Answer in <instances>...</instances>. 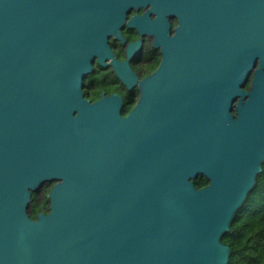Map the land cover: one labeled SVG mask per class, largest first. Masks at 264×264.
<instances>
[{
	"label": "water",
	"instance_id": "95a60500",
	"mask_svg": "<svg viewBox=\"0 0 264 264\" xmlns=\"http://www.w3.org/2000/svg\"><path fill=\"white\" fill-rule=\"evenodd\" d=\"M147 4L125 23L153 34L157 67L124 114L117 93L89 101L93 56L133 85L107 37ZM263 157L264 0H0V264H225Z\"/></svg>",
	"mask_w": 264,
	"mask_h": 264
},
{
	"label": "trees",
	"instance_id": "16d2710c",
	"mask_svg": "<svg viewBox=\"0 0 264 264\" xmlns=\"http://www.w3.org/2000/svg\"><path fill=\"white\" fill-rule=\"evenodd\" d=\"M248 82L249 78L244 83L245 88ZM100 88L105 91L112 89L108 81L101 80L89 93L84 89V94L93 98ZM127 98L121 105V113H125L131 106L130 96ZM192 181L195 187H199L205 183V178L199 174ZM52 182H47L40 197L36 195L39 187L31 190L27 203L30 217H34L36 212L47 211L46 193ZM228 227L229 230L219 235V239L230 247L225 264H264V157L260 162V170L255 173L253 184L233 211Z\"/></svg>",
	"mask_w": 264,
	"mask_h": 264
},
{
	"label": "flooded vegetation",
	"instance_id": "af4514ba",
	"mask_svg": "<svg viewBox=\"0 0 264 264\" xmlns=\"http://www.w3.org/2000/svg\"><path fill=\"white\" fill-rule=\"evenodd\" d=\"M147 8H148V4L145 6H138L136 9L131 8L128 11H126L123 22L121 26L118 27L119 34L121 37H123L122 42L119 41V38L114 37L113 34H110L107 37V45L109 46V49L113 57L117 61H122L126 59V64L129 70H131L134 76L136 77L133 85L127 88L121 82V80L115 73L110 63H105L104 65H101L100 63L97 62L96 56H93L91 60V70L82 77V87H81L83 96L87 98L89 101L97 99L100 95L99 94L100 91L102 90V94H107L109 92L117 93L118 95L121 96L122 103L124 100H126L127 97L130 96L131 106L127 109V111L134 105L139 94L137 81L143 78L144 76L150 74L151 72H153L161 59V52L159 50V46L158 45L153 46L151 44V41L153 40V34L152 33L147 34L145 32L138 34L135 26H127V24L125 23L132 14L135 13L137 15L141 14ZM154 15L155 13H152V11H150L148 12L147 17L149 19H152ZM163 17L166 18V22L168 24L165 34L168 36H172L174 34V27L178 25L177 16L175 14H168V15L165 14L163 15ZM136 38H138L139 40V45L126 58L125 46L128 42H131ZM109 59L110 58L107 57L104 59V61L108 62ZM101 80L108 81L112 89L105 91L103 88H100L97 96L93 98L84 94V89H86L87 93H89L94 87H96L97 83ZM195 177H191L190 180L192 181V179H194ZM206 182L207 181L205 179V183ZM205 183H203L202 185H204Z\"/></svg>",
	"mask_w": 264,
	"mask_h": 264
},
{
	"label": "rangeland",
	"instance_id": "374dc122",
	"mask_svg": "<svg viewBox=\"0 0 264 264\" xmlns=\"http://www.w3.org/2000/svg\"><path fill=\"white\" fill-rule=\"evenodd\" d=\"M47 185H48V183L46 181L42 182V184H40L39 188L36 191L37 197H40L42 195V193L44 192V187ZM26 210H28V206L26 207Z\"/></svg>",
	"mask_w": 264,
	"mask_h": 264
}]
</instances>
